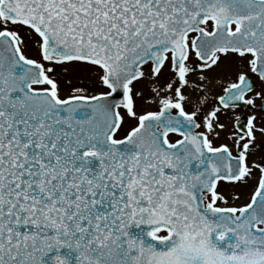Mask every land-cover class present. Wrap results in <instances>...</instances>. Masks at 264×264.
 <instances>
[{
    "label": "snow or ice",
    "instance_id": "obj_1",
    "mask_svg": "<svg viewBox=\"0 0 264 264\" xmlns=\"http://www.w3.org/2000/svg\"><path fill=\"white\" fill-rule=\"evenodd\" d=\"M0 264H264V0H0Z\"/></svg>",
    "mask_w": 264,
    "mask_h": 264
},
{
    "label": "rangeland",
    "instance_id": "obj_2",
    "mask_svg": "<svg viewBox=\"0 0 264 264\" xmlns=\"http://www.w3.org/2000/svg\"><path fill=\"white\" fill-rule=\"evenodd\" d=\"M33 54H34L33 51L29 50V55H33ZM247 191H248L247 189L244 190L245 193H247Z\"/></svg>",
    "mask_w": 264,
    "mask_h": 264
},
{
    "label": "flooded vegetation",
    "instance_id": "obj_3",
    "mask_svg": "<svg viewBox=\"0 0 264 264\" xmlns=\"http://www.w3.org/2000/svg\"><path fill=\"white\" fill-rule=\"evenodd\" d=\"M244 190H245V189H244ZM244 190H243V191H244Z\"/></svg>",
    "mask_w": 264,
    "mask_h": 264
}]
</instances>
